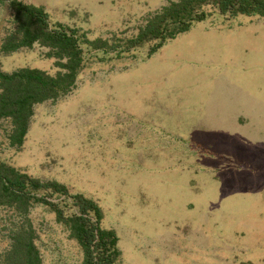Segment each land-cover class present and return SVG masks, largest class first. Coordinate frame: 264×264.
<instances>
[{
    "label": "rangeland",
    "instance_id": "obj_1",
    "mask_svg": "<svg viewBox=\"0 0 264 264\" xmlns=\"http://www.w3.org/2000/svg\"><path fill=\"white\" fill-rule=\"evenodd\" d=\"M20 1L114 47L82 43L75 88L35 105L20 147L0 118V160L98 202L119 264H264V16L212 15L149 56L123 39L172 0ZM9 18L0 3V48ZM58 62L40 44L0 50L4 72ZM11 214L0 207V251ZM30 217L43 264H83L54 211Z\"/></svg>",
    "mask_w": 264,
    "mask_h": 264
},
{
    "label": "trees",
    "instance_id": "obj_2",
    "mask_svg": "<svg viewBox=\"0 0 264 264\" xmlns=\"http://www.w3.org/2000/svg\"><path fill=\"white\" fill-rule=\"evenodd\" d=\"M10 11V26L2 38L0 50L11 53L35 44L50 49L62 70L52 75L38 68L24 67L12 72L0 70V118L8 119L9 143L20 147L25 141L34 107L57 100L71 92L85 62L82 43L91 49L114 47L103 39H89L77 28L52 24L48 12L20 0H0ZM231 19L240 15L264 16V0H172L151 14L123 48L150 45L148 55L165 43L212 15ZM46 205L57 222L77 241L83 252V264H119L121 250L114 229L102 226L103 210L94 199L71 193L57 180H42L0 160V207L12 211L8 245L0 251V264H43L36 242L37 229L30 213L36 205ZM68 208V210H67Z\"/></svg>",
    "mask_w": 264,
    "mask_h": 264
}]
</instances>
